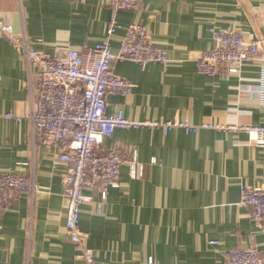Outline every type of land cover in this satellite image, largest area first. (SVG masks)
I'll list each match as a JSON object with an SVG mask.
<instances>
[{"label": "crops", "instance_id": "0c3cea01", "mask_svg": "<svg viewBox=\"0 0 264 264\" xmlns=\"http://www.w3.org/2000/svg\"><path fill=\"white\" fill-rule=\"evenodd\" d=\"M136 12L116 14L110 37L117 55L126 29L145 26L151 41L169 52L167 64H113L115 75L135 85L133 95L107 97L108 113L123 110L137 122L181 120L215 127L264 125V107L251 91L259 63L237 75L208 77L197 72L200 52L213 47L212 29H237L247 41L264 36V0H140ZM0 15L31 47L57 54L96 47L108 39L114 12L108 0H0ZM34 74V73H33ZM23 57L0 31V173H35L34 203L26 195L0 211V264H79L66 233L67 165L54 148L32 136L31 80ZM23 117L17 122L6 115ZM126 147L144 166L131 179L121 169L120 188L111 189L101 214L100 196L83 206L81 229L97 264H225L239 247L264 252L262 225L240 206L245 187H264V148L249 135L216 128L168 135L149 128L118 129L102 150ZM218 245L211 246L210 242Z\"/></svg>", "mask_w": 264, "mask_h": 264}, {"label": "built area", "instance_id": "2783aa9c", "mask_svg": "<svg viewBox=\"0 0 264 264\" xmlns=\"http://www.w3.org/2000/svg\"><path fill=\"white\" fill-rule=\"evenodd\" d=\"M114 16L107 26L103 43L90 48L87 44L80 50L59 52L55 55L31 47L26 34L18 36L12 25L0 15V31L19 53L27 66L31 80L28 88L32 99V136L35 144L54 148L58 161L67 165L64 178L67 200L66 233L77 247L79 264H97L95 252L87 244V236L81 229L82 208L95 202L87 196L89 189L100 196L97 212L101 214L111 189L120 188L121 169L130 167L131 179L143 176L144 166L139 164L135 153L126 147L102 150L105 138L116 130L161 131L165 136L175 129L187 133L201 130H234L249 135L252 143L264 148V125L244 127H215L209 123L195 125L189 122L146 121L128 119L123 110L109 114L107 97L133 95L135 85L113 72L117 61H129L146 66L150 63L167 64L169 52L157 47L150 39L148 29L134 24L126 29L120 52L113 53L110 37L119 29L116 14L121 11L136 12L141 9L140 0H108ZM264 18V9L261 12ZM211 49L200 52L197 72L208 77L223 74L237 75L244 65L259 63V82L251 91L264 107V36L256 41H247L237 29H212ZM34 73V74H33ZM17 122L23 117L13 113L6 115ZM37 194L35 173L31 176L0 173V211L10 209L13 200L26 195L34 203ZM240 206L251 210V218L262 225L264 234V187H245L241 191ZM209 245H218L210 242ZM150 258L149 263L153 264ZM225 264H264V252L242 248L229 251Z\"/></svg>", "mask_w": 264, "mask_h": 264}]
</instances>
